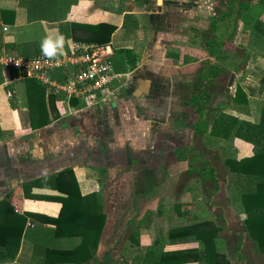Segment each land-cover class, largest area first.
<instances>
[{
    "label": "crops",
    "instance_id": "obj_1",
    "mask_svg": "<svg viewBox=\"0 0 264 264\" xmlns=\"http://www.w3.org/2000/svg\"><path fill=\"white\" fill-rule=\"evenodd\" d=\"M227 1L0 0V55L27 59L43 56L40 42L51 30L69 38L62 56L70 55L75 43H92L87 41V26L105 23L115 28L107 44L113 52V71L123 75L109 89L68 100L63 92L0 66V202L6 200L19 214L57 217L62 203L45 197L66 195L47 180L31 188L29 193L36 198L27 196L25 188L31 181L72 169L81 195L98 194L97 203L103 204L107 216L96 254L82 264H99L106 234L114 237L121 224L132 221L141 225L142 214L136 210L154 201L155 208L166 204L161 208L160 224L166 215L169 220H180L169 230L204 220L221 226L218 235L224 248L220 252L228 258L229 246L225 250L227 243L221 234L228 232L233 221L224 216L223 224L222 218L211 216V212L223 210L226 214L230 208V200L220 189V177L232 184L225 161L252 157L255 148L239 138L212 135L213 123L221 114L256 123L250 119L252 106L264 102V93L251 97L244 84H258L264 73V67L259 66L264 57L253 51V36L240 20L226 50L248 52L244 71L229 68L213 78L212 67L218 61L208 43L214 39L213 21L226 9ZM237 1L256 5L254 0ZM75 68L55 70L52 81L65 83L76 73ZM239 86L244 89L241 100L237 97ZM199 87L208 98L203 95L196 101L193 98L201 95ZM211 170L217 178V191ZM178 176L184 177L181 190L174 188L173 180ZM162 177L168 181L161 190ZM155 191L158 194L153 201L144 195ZM147 217L145 223L151 228L153 215ZM144 228L139 233L129 228L122 238L126 240L123 246L142 257L149 249L144 248L143 233L150 229ZM55 229L53 224L28 217L27 235L22 238L18 256L13 262L0 264H40L42 258L34 257L38 243L67 248L74 245L76 238L60 237ZM169 230L160 232L167 235ZM240 230L236 222L235 233L230 235L234 237ZM134 232L139 246L132 242ZM241 255V260L235 257L236 263L228 259L232 264L264 263L258 247L250 252L247 248Z\"/></svg>",
    "mask_w": 264,
    "mask_h": 264
},
{
    "label": "trees",
    "instance_id": "obj_2",
    "mask_svg": "<svg viewBox=\"0 0 264 264\" xmlns=\"http://www.w3.org/2000/svg\"><path fill=\"white\" fill-rule=\"evenodd\" d=\"M249 7H260V10L255 13L254 19L251 18ZM244 19L247 20L246 25L248 27L250 24L252 25L253 32L251 33L258 37L256 47L259 49L260 55L264 57V0H259L256 5L228 0L226 9L213 21L214 39L208 43V47L218 61V64L212 67L213 78L225 73L229 68L235 70V72L244 71L243 68L248 61V52L226 50L230 49L233 34L231 33L228 36L223 31L220 33L215 24L221 22V20H226L227 27L236 29V23L240 20L244 23ZM87 27L89 30L87 41L98 45H107L115 30L113 26L105 23ZM259 40L260 45L263 44V48L257 45ZM222 65H226L227 68ZM244 87L247 89L249 96L260 97L264 93V73L258 84L245 83ZM243 92V87L239 86L237 89L238 99L241 100ZM200 93L201 95L193 99L197 101L198 99L202 100L204 97L208 98L207 93L201 88ZM200 96H203V98H200ZM197 129H199V125ZM199 130L202 131L201 128ZM212 135L225 139L235 137L254 145L255 153L252 157L240 161L227 159L225 166L229 174V182L234 183V187H238L240 191L239 195L234 196L232 202L239 209H242L243 221L249 238L256 243L258 252L264 256V108L258 123L239 120L228 114H221L213 123ZM211 173L213 174L211 182L214 185V190L217 191L219 187L214 170H211ZM205 179L208 182L209 177L206 176ZM46 180L51 182L54 189H58L66 195L64 197H45L62 203L60 214L57 217L43 216L31 212L19 214L6 200L0 202V263L13 262L18 256L22 238L27 235L25 228L28 217L55 225L54 233L60 235V237L77 239L74 241V245L69 248L44 245L43 242L40 245L39 243L36 244L34 257L42 258L40 264H82L92 259L94 253L96 254L107 221L103 204L101 202L97 203L99 195L82 196L72 169L63 170L42 180L31 181L26 185V195L33 198L38 197L31 196L29 192L31 188L45 184ZM97 206H99V209ZM162 214L163 211L160 209V215ZM221 230L222 227L216 226L215 222L204 220L194 224L174 227L169 230L167 235L160 232V236L147 250L140 264H191L201 262L206 264H232L226 255L220 252L224 248V242L218 235ZM137 236L136 232L132 234V242L139 246ZM187 244L190 246L188 247ZM191 244L194 247H191ZM167 245L174 246L167 250ZM181 245H185L186 248H181ZM88 253L91 255L85 257Z\"/></svg>",
    "mask_w": 264,
    "mask_h": 264
},
{
    "label": "rangeland",
    "instance_id": "obj_3",
    "mask_svg": "<svg viewBox=\"0 0 264 264\" xmlns=\"http://www.w3.org/2000/svg\"><path fill=\"white\" fill-rule=\"evenodd\" d=\"M254 1H255L256 4L259 3V0H254ZM259 10H260V7H251L250 10H249V12L251 13V18L254 19L255 18V13L257 11H259ZM246 21L247 20H245L244 23H243L244 24V28L243 29L245 31L249 32V33L253 32L252 25L250 24L249 27H248L246 25L247 24ZM215 24H216L217 27L219 26L220 31L225 32L228 36L231 35V33H232L233 34L232 37H234V33H235L236 30L234 28L231 29V28L227 27V21L226 20H221V22H218V23H215ZM250 35L253 36L252 40L255 41V44H254L255 47H253L252 49H253L254 52H257V54H258V53H260L259 49L256 47V42H257L258 37L255 34L252 35V33ZM260 40H259L257 45L260 46L261 48H263V44L260 45ZM259 66H261V68H263L264 67V63L263 64L260 63ZM263 108H264V102H260L259 104L255 103L252 106V109L254 110V112H253L254 115H253L252 118H250V117L249 118L251 120H255L256 119V123H258L259 120H260ZM183 178L178 176L177 178H175L173 180V181L176 182V185H174V188L176 190H181V181L183 180ZM160 180L163 181L162 184L160 185V189L162 190L163 186L165 184L164 182H167L168 180L165 177H162V179H160ZM223 185L226 186V192H227L226 194H227L228 199L230 200V203H229L230 204V206H229L230 209H229V214H228V221L229 222L233 221V223H232V225L230 224L229 228L226 227L227 228L226 230L228 232L224 231L221 234V236H222L223 240L225 241V243H227V246H226L225 250H227L228 246H229L228 254H227L228 258L231 261L233 260V263H236V260H237L236 258H239L241 260L242 259L241 258L242 257L241 253H245V250L247 248H248V252H250L252 249H257V247H256L255 243H253V241L250 238H249V240L251 242L244 239V236L242 234L243 230H241L238 233V235H235L234 237L230 235L232 233H235L234 230L236 229V222L239 223V225H240L241 222L244 224V221H243L244 220V216L242 214V209L241 208L239 209L236 206L235 203L231 202V200H233L234 196H237L240 193L238 187L235 189L233 184H229L226 181H223ZM170 186L173 187L172 185H170ZM176 192H179V191H175V193ZM157 194H158V191L146 193L144 195H145V197H147L148 200L153 201V199H154L153 196H155ZM178 195H179V193H178ZM145 197H142V198H145ZM123 202H127V201H123ZM161 204H163V205H159L160 209L164 208L163 206L166 205L165 203H161ZM156 206H157V203L154 201V202H151L148 206L146 205L144 208L136 210V212L138 214H142V217H140V218H142L141 225H138V224H140L138 221H132V224H127V225L121 224V226H119L117 228V232H116L114 237H112V234L109 233V232L106 234V236L104 238L105 241H103V242H105L103 244V248H104L105 251H104V253H102L101 257L98 259L100 261L99 264H140V262L143 259V257L139 256L137 252H134V251L130 250L129 247L123 246L125 244L126 240H122V238H124V235L126 234V232H127V230L129 228H131V231L138 230V233L141 230L144 231V229H145L144 227H146L147 229L151 230V231L148 230V234L147 233H143L144 234V243H147V245L144 246V248L147 249V248H150L151 247L150 245L153 243V241H155L157 239V237L160 236L159 235L160 234L159 233L160 229L163 230L164 232H167L166 230H169V228L173 227L174 223H176V225H179V223H180L179 219L176 218L177 219L176 220L175 218L174 219L171 218L169 220V216H167V215L165 216V218L163 217L161 219L163 222H161V224H160V217H162V215H160V213L158 212L159 208H155ZM232 206H234L236 208H233ZM165 208H167V206ZM147 209H149V210L147 211ZM185 210H187V209H184V211ZM129 211H131V210H129ZM138 211L141 212V213H139ZM168 211H172V210L170 209ZM181 212H183V211H181ZM150 214L153 215V217H151L153 219V223L150 224V225H152L151 228H148L147 227L148 224L145 223V222L148 221L147 215H150ZM215 215H217V217H221V218L222 217L224 218V216H225L223 210L222 211L221 210H218V211L217 210H213L211 212V216L215 217ZM223 218L221 220H222V222L224 224V219ZM134 219H135V217L133 216L131 220H134ZM223 227H224V225H223ZM240 227L242 228L241 225H240ZM237 244L242 245V246L244 245V246H243V248L242 247H238Z\"/></svg>",
    "mask_w": 264,
    "mask_h": 264
},
{
    "label": "built area",
    "instance_id": "obj_4",
    "mask_svg": "<svg viewBox=\"0 0 264 264\" xmlns=\"http://www.w3.org/2000/svg\"><path fill=\"white\" fill-rule=\"evenodd\" d=\"M112 49L108 45L75 43L72 53L48 60L44 56L35 59L2 54L0 66L5 70L20 72L26 78L36 79L44 86L63 92L67 99L82 98L109 89L123 77L113 71ZM67 66L76 67L65 83L53 82L51 73Z\"/></svg>",
    "mask_w": 264,
    "mask_h": 264
},
{
    "label": "clouds",
    "instance_id": "obj_5",
    "mask_svg": "<svg viewBox=\"0 0 264 264\" xmlns=\"http://www.w3.org/2000/svg\"><path fill=\"white\" fill-rule=\"evenodd\" d=\"M68 39L64 33L58 30L48 31L40 42L42 55L48 60H56L63 55Z\"/></svg>",
    "mask_w": 264,
    "mask_h": 264
},
{
    "label": "water",
    "instance_id": "obj_6",
    "mask_svg": "<svg viewBox=\"0 0 264 264\" xmlns=\"http://www.w3.org/2000/svg\"><path fill=\"white\" fill-rule=\"evenodd\" d=\"M235 50H237V49L235 48ZM220 179H221V183H222V184L220 183L221 193L223 194V196H226L227 195L226 194V186L223 185V181H225L224 177H222V178L220 177ZM229 209L230 208H228V212L225 214V219H228ZM240 225L242 226L241 230H243L242 234L244 236V239L247 240V241H250L249 240L248 231H247L246 227L244 226V224L242 222L240 223Z\"/></svg>",
    "mask_w": 264,
    "mask_h": 264
}]
</instances>
